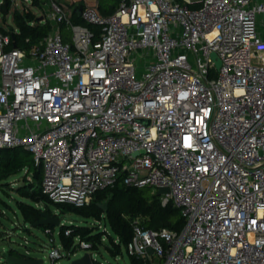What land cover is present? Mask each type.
Listing matches in <instances>:
<instances>
[{"label":"built area","instance_id":"1","mask_svg":"<svg viewBox=\"0 0 264 264\" xmlns=\"http://www.w3.org/2000/svg\"><path fill=\"white\" fill-rule=\"evenodd\" d=\"M37 2L52 24L38 46L9 48L0 27V163L28 151L57 204L89 205L118 181L172 202L181 232L133 226L125 251L144 264H264V0H121L109 16L86 2L97 38Z\"/></svg>","mask_w":264,"mask_h":264},{"label":"trees","instance_id":"2","mask_svg":"<svg viewBox=\"0 0 264 264\" xmlns=\"http://www.w3.org/2000/svg\"><path fill=\"white\" fill-rule=\"evenodd\" d=\"M8 8L11 0H5ZM121 0H98V9L104 16L112 15L119 8ZM34 4H38L37 0ZM74 8L71 20L75 24L85 25L95 33V38L99 37L101 29L96 26L87 25L76 10L83 5L72 4ZM14 22L16 28L10 32L12 42L9 48H18L28 52L33 46H38L44 41L52 30L51 22H40L38 17L32 11L14 13ZM62 29L64 25L61 26ZM65 40L67 37L64 38ZM22 148L7 149L2 152V161L0 163V190L9 193L7 186L9 179L21 174L23 186L14 188L21 200H16V207L23 218L25 226L34 225L43 219V211L53 217H59L54 214H74L85 219H96L101 222L106 221L107 226L111 229L113 235L118 238V242L113 240L109 234V238L113 247H108V252L113 257L123 255L126 245L132 240L133 226L139 223L144 229L161 231L168 230L181 232L185 226V219L181 210L174 206L172 202L167 205L161 203V197L152 192L148 187H129L122 184L121 181L114 185L98 191L89 205L76 207L71 204H57L42 192L41 184L43 174L41 167L34 166V162L27 157L28 151L23 153ZM29 174L33 175L34 182L28 180ZM108 204L107 210H103L99 205ZM51 207H54L53 210ZM61 218V217H59ZM46 233H54L59 230L62 247L68 252H75L76 240L85 241L91 245L90 249L97 250L101 243L102 236L99 233L93 234L89 228L80 226L63 225L60 219L59 227L52 225L38 226ZM66 230H70V234L66 235ZM20 256V255H16ZM29 258V257H28ZM132 264H144L143 260L130 256Z\"/></svg>","mask_w":264,"mask_h":264},{"label":"rangeland","instance_id":"3","mask_svg":"<svg viewBox=\"0 0 264 264\" xmlns=\"http://www.w3.org/2000/svg\"><path fill=\"white\" fill-rule=\"evenodd\" d=\"M48 7L52 5V1L58 4L66 5L70 0H41ZM90 3L95 0H86ZM2 0H0V3ZM25 8H29L38 17L47 15L44 7L41 5L32 4L31 0H12L9 7V12L4 16L0 8V27L15 29L14 13L16 11L22 12ZM68 9V8H67ZM62 34L67 37L68 42L72 41V30L69 26H64ZM258 52H264V45L259 46L256 49ZM23 153H26L25 149H21ZM29 160L33 161V155L27 153ZM43 171V167H41ZM44 172V171H43ZM22 172L9 179V185L7 190L9 193L0 190V264H6L3 254L10 252L12 255H21L33 259L43 260V264H51L50 254L53 248L60 250L63 257L57 260L56 264H72L75 260L82 258L85 254H90L95 261L102 264H132L130 256L126 253L125 248L123 255L113 257L108 252V247H113L109 234L113 237L115 242H118V238L113 235L111 229L107 226L106 221L101 222L96 219H85L74 214H59L58 211H54V214H58L61 217L63 225L80 226L82 228H89L93 234L99 233L102 236L101 243L97 250L82 249L79 246V241L76 240L75 252L71 253L66 251L62 247V242L59 235V230L52 234L46 233L42 228H33L24 225L23 218L20 215L17 207L16 200H21L19 195L15 192L14 188L23 186ZM29 177V176H28ZM55 210L54 207H51ZM67 231V230H66ZM66 234V233H65Z\"/></svg>","mask_w":264,"mask_h":264},{"label":"water","instance_id":"4","mask_svg":"<svg viewBox=\"0 0 264 264\" xmlns=\"http://www.w3.org/2000/svg\"><path fill=\"white\" fill-rule=\"evenodd\" d=\"M79 16H81L82 8H78L76 10ZM3 13L5 15L8 14V6L7 3L4 4L3 8ZM212 59L216 63V67L219 68L221 66V61L217 59V55L215 53L211 54ZM138 153H134V156H137ZM170 189L166 187H162L159 189V194H169ZM103 210H107L108 204H100L99 205ZM43 219L34 225H32L33 228H37L38 226H43V225H52L54 227H59L60 225V218L59 217H53L48 215L46 212L43 211ZM152 252V251H151ZM3 258L6 262V264H43V260L41 259H33V258H28L26 256H14L10 252H6L3 254ZM92 263V258L90 254H85L82 258L75 260L72 264H91Z\"/></svg>","mask_w":264,"mask_h":264},{"label":"crops","instance_id":"5","mask_svg":"<svg viewBox=\"0 0 264 264\" xmlns=\"http://www.w3.org/2000/svg\"><path fill=\"white\" fill-rule=\"evenodd\" d=\"M86 2V0H70L69 3L66 5V7L69 9V10H74V8L76 6H71L72 4L76 5V4H79L81 3L82 5H84ZM90 3V2H89Z\"/></svg>","mask_w":264,"mask_h":264}]
</instances>
